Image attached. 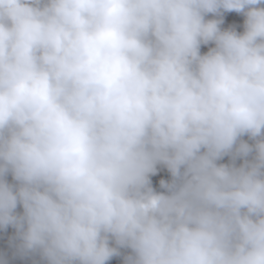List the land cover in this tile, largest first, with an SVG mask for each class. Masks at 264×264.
I'll return each instance as SVG.
<instances>
[{"label": "clouds", "instance_id": "clouds-1", "mask_svg": "<svg viewBox=\"0 0 264 264\" xmlns=\"http://www.w3.org/2000/svg\"><path fill=\"white\" fill-rule=\"evenodd\" d=\"M9 227L43 264H264V0H0Z\"/></svg>", "mask_w": 264, "mask_h": 264}, {"label": "trees", "instance_id": "trees-1", "mask_svg": "<svg viewBox=\"0 0 264 264\" xmlns=\"http://www.w3.org/2000/svg\"><path fill=\"white\" fill-rule=\"evenodd\" d=\"M213 18L215 17H213L212 15L206 17V19H213ZM243 22H244V17L242 14H238L235 12L226 13L224 16V23L222 24V28H228L234 26L238 32L242 33ZM211 46L214 45L202 46L201 52L206 53L208 51V48ZM243 139L248 140V137L245 136L243 137ZM249 142L251 143V141ZM229 162H230L229 157H225L224 160L220 161V163H229ZM240 163H242V161L238 160L237 164ZM8 179L9 182H13L12 177L10 175ZM151 179H152L153 187L157 191H163V189L160 188L159 182L162 179L166 181H170L171 175L166 168H164L163 166H159L158 173L155 176H152ZM18 211L22 212L23 211L22 207H19ZM14 234H15V230L12 229L11 227H9L6 232L0 230V252H6L8 254L9 264H43V262L40 261V258L38 256L21 257L18 255L15 256L13 255L14 249L10 246V240L14 236ZM121 252H122L121 256L113 257L108 262V264H124L123 256L127 255L130 252V250L122 249Z\"/></svg>", "mask_w": 264, "mask_h": 264}]
</instances>
